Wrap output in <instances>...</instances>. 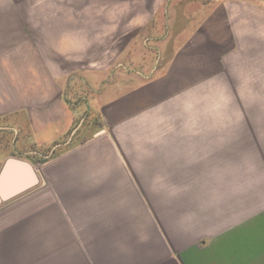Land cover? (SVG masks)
Returning a JSON list of instances; mask_svg holds the SVG:
<instances>
[{
  "label": "rangeland",
  "instance_id": "374dc122",
  "mask_svg": "<svg viewBox=\"0 0 264 264\" xmlns=\"http://www.w3.org/2000/svg\"><path fill=\"white\" fill-rule=\"evenodd\" d=\"M81 6L103 44L61 63L80 120L20 157L40 180L0 206V264H204L239 233L230 199L248 209L242 233H264V0H168L135 37L113 27L117 0ZM99 67L97 93L79 89L76 71Z\"/></svg>",
  "mask_w": 264,
  "mask_h": 264
},
{
  "label": "crops",
  "instance_id": "0c3cea01",
  "mask_svg": "<svg viewBox=\"0 0 264 264\" xmlns=\"http://www.w3.org/2000/svg\"><path fill=\"white\" fill-rule=\"evenodd\" d=\"M84 3L86 0H0V169L9 157L57 147L80 120V109L73 108L70 98L73 73L61 63L87 61L88 46L103 44L98 37L101 27L98 22H88L87 11L81 6ZM117 3L119 11L110 19L114 29L135 37L151 29L152 22L155 28L162 27L157 19L166 13L168 0ZM90 30H96V35ZM35 46L42 47L47 69H40ZM97 56L91 60L98 61ZM100 68L77 70L85 79L81 81L85 87L79 89L97 93L103 73ZM21 198L9 202L14 204ZM242 201L240 198L239 205L231 199L225 201L224 223L231 226L241 222L239 233H223L222 246L215 247L217 252L211 248L212 252L201 257L204 264H264V233H242V222L248 214ZM125 257L127 263L84 264H135L129 261V254ZM145 264L175 263L165 256Z\"/></svg>",
  "mask_w": 264,
  "mask_h": 264
},
{
  "label": "water",
  "instance_id": "95a60500",
  "mask_svg": "<svg viewBox=\"0 0 264 264\" xmlns=\"http://www.w3.org/2000/svg\"><path fill=\"white\" fill-rule=\"evenodd\" d=\"M38 170L22 158H7L0 169V206L23 197L39 183Z\"/></svg>",
  "mask_w": 264,
  "mask_h": 264
}]
</instances>
